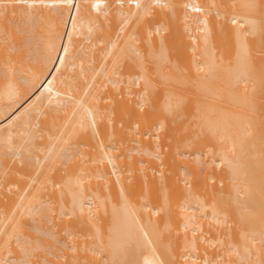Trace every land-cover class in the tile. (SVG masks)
Wrapping results in <instances>:
<instances>
[{
    "label": "bare ground",
    "instance_id": "1",
    "mask_svg": "<svg viewBox=\"0 0 264 264\" xmlns=\"http://www.w3.org/2000/svg\"><path fill=\"white\" fill-rule=\"evenodd\" d=\"M0 264H264V0H0Z\"/></svg>",
    "mask_w": 264,
    "mask_h": 264
},
{
    "label": "snow or ice",
    "instance_id": "2",
    "mask_svg": "<svg viewBox=\"0 0 264 264\" xmlns=\"http://www.w3.org/2000/svg\"><path fill=\"white\" fill-rule=\"evenodd\" d=\"M197 10H199V9H197Z\"/></svg>",
    "mask_w": 264,
    "mask_h": 264
}]
</instances>
